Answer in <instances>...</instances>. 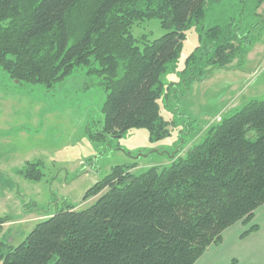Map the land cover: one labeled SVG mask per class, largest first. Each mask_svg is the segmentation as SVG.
<instances>
[{
  "label": "trees",
  "instance_id": "obj_1",
  "mask_svg": "<svg viewBox=\"0 0 264 264\" xmlns=\"http://www.w3.org/2000/svg\"><path fill=\"white\" fill-rule=\"evenodd\" d=\"M262 1L235 0L232 13L204 28L213 0H0V69L17 84L49 90L85 67L106 92L102 128L91 138L105 143L144 129L159 140L170 124L159 101L184 98L191 81L243 61L257 40L252 17ZM153 18L166 33L134 38L132 26ZM194 25L198 46L179 82H164ZM130 169L112 168L85 192L92 203L65 205L18 245L0 240L2 264H194L264 205V99L210 126L199 143L179 145L169 166ZM21 175L42 178L38 163ZM7 220L0 217V233Z\"/></svg>",
  "mask_w": 264,
  "mask_h": 264
},
{
  "label": "rangeland",
  "instance_id": "obj_2",
  "mask_svg": "<svg viewBox=\"0 0 264 264\" xmlns=\"http://www.w3.org/2000/svg\"><path fill=\"white\" fill-rule=\"evenodd\" d=\"M234 3L213 0L201 24L204 28L216 24L218 17L233 12ZM252 20L258 23L253 32L257 40L243 61L236 58L231 69H215L200 81H191L184 98L159 101L160 114L170 124L168 135L154 141L144 129L130 130L120 139L107 138L105 143L89 136L101 131L106 92L85 67L76 68L49 90L42 85L17 84L0 69V217L8 218L0 240L14 247L36 223L65 205L85 208L95 200L83 201L85 192L116 166H131L132 174L169 166L173 157L166 154L174 153L179 145L185 150L199 143L210 126L248 101L264 99V0ZM198 27L185 32L175 72H167L164 82H179L187 58L199 44ZM131 32L138 40L143 36L153 40L166 33L154 18L136 22ZM119 149L132 157L154 150L163 155L152 153L134 161ZM27 163L39 164V182L21 175Z\"/></svg>",
  "mask_w": 264,
  "mask_h": 264
},
{
  "label": "crops",
  "instance_id": "obj_3",
  "mask_svg": "<svg viewBox=\"0 0 264 264\" xmlns=\"http://www.w3.org/2000/svg\"><path fill=\"white\" fill-rule=\"evenodd\" d=\"M251 226L257 229L245 233ZM194 264H264V205L250 222H237L222 234L220 244L211 246Z\"/></svg>",
  "mask_w": 264,
  "mask_h": 264
},
{
  "label": "water",
  "instance_id": "obj_4",
  "mask_svg": "<svg viewBox=\"0 0 264 264\" xmlns=\"http://www.w3.org/2000/svg\"><path fill=\"white\" fill-rule=\"evenodd\" d=\"M122 153L127 154L128 156H130L134 161L138 160L140 157H148L150 154L154 153V154H159V155H163V152H159L157 150L154 151H150L147 154H143V153H139L136 156L132 157L130 154L126 153L123 149H119ZM178 152V148L175 150L174 153L172 154H166L169 158L174 157L175 153Z\"/></svg>",
  "mask_w": 264,
  "mask_h": 264
}]
</instances>
